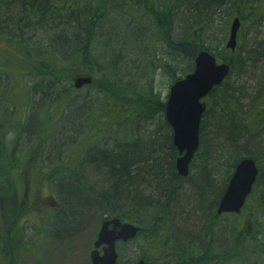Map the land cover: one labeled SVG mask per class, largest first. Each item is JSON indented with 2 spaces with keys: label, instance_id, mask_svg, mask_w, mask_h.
Segmentation results:
<instances>
[{
  "label": "trees",
  "instance_id": "obj_1",
  "mask_svg": "<svg viewBox=\"0 0 264 264\" xmlns=\"http://www.w3.org/2000/svg\"><path fill=\"white\" fill-rule=\"evenodd\" d=\"M260 3L0 0V34L19 47L23 71L22 87L15 88L22 93L12 92L8 102L14 87L7 65L0 66V196L13 201L15 219L20 221L31 206L35 209L37 196L29 191L35 179L36 186L53 189L59 197L55 214L47 217L59 226L57 232L77 228L94 215L101 220L117 217L140 227L138 247L147 251L142 259L150 264L161 252H170L173 256L165 259L175 264H233L264 254V222L252 233L247 221L238 222L241 227L234 221L228 231L230 249L211 245L225 235H219L222 216L217 207L239 160L253 157L260 167L254 194L264 181V137L255 136L264 126L263 35L246 42L240 30L242 45L222 56L231 73L208 96L200 146L186 178L176 170L178 151L165 120V102L155 91L157 78H165L171 87L193 71L201 51H214L222 43L215 46L213 41L227 40L230 18L223 25L221 20L233 15L230 11H236L242 23L262 19ZM25 73L31 78L28 85L23 83ZM234 74L242 75L239 88L230 83ZM86 75L93 82L84 88L88 93H81L84 89H75L74 81ZM249 85L251 90L259 87L249 109L240 111L238 97L249 93ZM24 97L30 111L17 112L15 98ZM49 109L62 112L53 129L46 126ZM253 113L257 118L252 122L247 117ZM96 118L111 123L91 136ZM82 130L84 136L77 139ZM7 134H15L12 141ZM26 138L28 151L18 154L17 142ZM61 140L64 146L53 151ZM80 146L82 157L69 162L67 154ZM52 155L55 160L48 164ZM183 179L190 182L180 191ZM41 205L47 206L43 201ZM175 206L179 222L173 226ZM239 228L253 236L235 242ZM7 231V237H0L2 261L18 264L29 243L18 231ZM193 240H200L205 256L194 254Z\"/></svg>",
  "mask_w": 264,
  "mask_h": 264
},
{
  "label": "rangeland",
  "instance_id": "obj_2",
  "mask_svg": "<svg viewBox=\"0 0 264 264\" xmlns=\"http://www.w3.org/2000/svg\"><path fill=\"white\" fill-rule=\"evenodd\" d=\"M264 4V0H261ZM219 34V33H218ZM255 34H258L259 36L263 35L264 37V18L259 19L257 22L254 20H250L246 23L245 29H244V40L248 42ZM0 66L1 65H7L5 69L9 71L10 79L13 84V89L8 95V102L10 100V95L14 94V92L18 95L20 92V89L17 91L15 88L22 87V81L20 78V75L23 73V71L19 67V51L18 46L13 44L12 42H8L7 39H5L2 34H0ZM220 36V35H219ZM264 39V38H263ZM222 39H219V41L215 40L214 45L216 46L219 43H223L221 41ZM3 54V55H2ZM17 75V76H13ZM26 77H23V83L25 85H28L31 83V78L26 73L24 74ZM242 75H233L231 77L230 83L235 88H239L240 84L238 83L239 79ZM14 79V80H13ZM264 85V84H263ZM251 85H249V93L245 96H236L239 98V101L243 103V108L246 110L250 107V102L252 96L257 91V88L251 90ZM169 90L170 87L168 86V81L164 78H157V81L155 83V91L158 92L162 98L165 100L168 99L169 96ZM88 89H84L81 91V93H88ZM28 93V92H25ZM27 97H24L22 99H16V109L17 112L24 113L26 110L28 112L30 111V102L27 106L28 99L26 101ZM7 101V99H6ZM62 115V112L55 111L54 109H49L48 118L46 119V126L47 128H54L57 126L58 121L60 119V116ZM117 114H115L114 117H116ZM252 122L256 120L257 113H253L250 117H247ZM249 120V121H250ZM1 121V116H0ZM111 121L109 118H96L95 119V125L96 128L93 130L91 136H96L98 132L106 128L110 125ZM1 124V123H0ZM209 129V128H208ZM2 134L3 135V130ZM85 131H80V133L77 135V139L82 138L84 136ZM9 136L8 141H12L13 135L7 134ZM264 132L257 135V138H263ZM259 140V139H257ZM18 146V154L24 155L25 152L28 150L26 145H29L30 142L28 139H21L20 142L18 140L17 142ZM74 145V144H73ZM25 147V148H24ZM23 148V149H21ZM56 155V154H55ZM68 161L71 163L76 162L79 158L82 157L81 154V146L73 148L68 154ZM55 160V157L52 155V157L49 159L48 164H51L52 161ZM56 164V162L53 163V165ZM264 167V165L262 166ZM43 168L47 171V165H45ZM36 180L33 179V184L31 183V187L29 189L30 196L36 194L37 196V204L35 206V209L33 210L32 206L30 209L26 210L24 212V215L19 220L15 219L16 217V207L14 204H12L13 201L9 198H3V196H0V237H7V230L10 229L11 233H14L13 230L18 231L19 233L23 234L28 240L29 245L24 250L23 254L18 256L19 263L18 264H91L90 261V254L93 250V243L96 238L97 232L100 229V221L101 217L99 215H94L81 223L79 227L73 228L69 231L64 232H57V228L54 224L49 223L48 216L50 214L54 215L56 212V209L51 207L53 204V201H56L57 203H60L59 197L55 193L53 189H50L46 186H40L35 184ZM188 182L190 180L183 179L180 191L188 189ZM184 192V191H183ZM181 193L184 194V193ZM17 197V195H15ZM35 196V197H36ZM47 200H44L46 199ZM3 199V200H2ZM13 199V198H12ZM54 199V200H53ZM42 201L46 203L47 206L43 207L41 205ZM9 202V203H7ZM47 207V208H46ZM56 207V206H55ZM3 208L6 209V213L2 212ZM50 209V212H49ZM248 210L244 211L243 213L237 215L238 217H232L229 215H223L221 218V222L219 223V235H221L225 232V235L223 234L220 237L215 238V242L211 245L214 248H217V250H224L227 248V246L232 245V240L229 238L228 231L230 229V225L236 221L237 226L238 222L242 223L243 221H247V225L250 228H252L250 231L252 233H255L260 227L258 224H263L264 222V181L263 184L258 188V191L252 196L248 203ZM251 209L252 211H249ZM173 213V212H172ZM176 206L174 208V216L175 218L172 219L173 226L176 225ZM251 215V217H250ZM173 216V214H172ZM253 218V219H252ZM179 222V221H178ZM175 224V225H174ZM226 229V230H225ZM238 237L234 238V241L237 242V240H241L245 238V236L252 237L253 234L249 233L247 235L242 234L243 230L240 228L238 229ZM260 230V229H259ZM174 231V229H173ZM27 235V236H26ZM209 239V238H207ZM228 239V240H227ZM195 241V240H193ZM243 241V240H242ZM208 243V242H207ZM206 245V244H205ZM204 245V246H205ZM132 250L135 249V246L132 245ZM193 248L196 251V254L199 253V251L203 250L200 244V240H196L194 242ZM216 252L218 253V251ZM226 250V249H225ZM122 260H128L130 257L134 256V253H126L125 249H122ZM131 254V255H130ZM195 254V253H194ZM258 259V260H257ZM256 258L253 257H245L241 259L240 261H235L233 264H264V254L262 253L260 256ZM0 264H4L2 261V256L0 253Z\"/></svg>",
  "mask_w": 264,
  "mask_h": 264
},
{
  "label": "water",
  "instance_id": "obj_3",
  "mask_svg": "<svg viewBox=\"0 0 264 264\" xmlns=\"http://www.w3.org/2000/svg\"><path fill=\"white\" fill-rule=\"evenodd\" d=\"M239 19L235 20L228 38V47L234 49ZM227 64H218L209 51H201L194 60L191 73L175 82L166 102V119L173 131V144L179 152L176 169L182 178L190 172V164L200 145V125L207 109L203 101L214 87L223 83L230 70ZM92 83L89 75L75 79V89ZM258 167L251 158L243 159L235 169L229 186L220 200L217 214H240L258 176ZM140 228L119 218L105 220L90 254L92 264H118L116 242L135 238ZM104 246L103 253L99 249ZM137 264H146L143 261ZM191 264V263H182Z\"/></svg>",
  "mask_w": 264,
  "mask_h": 264
},
{
  "label": "flooded vegetation",
  "instance_id": "obj_4",
  "mask_svg": "<svg viewBox=\"0 0 264 264\" xmlns=\"http://www.w3.org/2000/svg\"><path fill=\"white\" fill-rule=\"evenodd\" d=\"M260 5L261 6H264V4H263V2H261L260 3ZM262 12V11H261ZM262 14H264V11L262 12ZM240 18V17H239ZM261 18H264V16H262ZM260 19V18H259ZM231 68V67H230ZM230 73H231V69H230ZM241 75V74H240ZM228 77H229V75H228ZM227 78V77H226ZM227 79H225L224 81H223V83L226 81ZM222 83V84H223ZM222 84H220V85H218V86H216V87H214L213 88V90L215 89V88H217V87H220ZM212 90V91H213ZM212 91L210 92V94L212 93ZM209 94V95H210ZM208 95V96H209ZM208 96H207V98H206V106H207V100H208ZM208 109V108H207ZM207 109H206V111H207ZM206 111H205V113H204V116H203V118H202V121H201V124H202V122H203V120H205V117L207 116L206 115ZM252 115V114H251ZM208 116H213V112H211L210 114H208ZM207 125H208V123H207ZM264 126H262L260 129H256L255 130V136H257L258 134H260V133H262V132H264ZM200 132H201V125H200ZM172 139H173V132H172ZM29 141V140H28ZM200 141H201V136H200ZM200 146V145H199ZM264 147V146H263ZM178 151V150H177ZM179 153V152H178ZM197 153V152H196ZM196 153H195V155H196ZM195 155H194V157H195ZM246 158H247V156H245ZM249 158V157H248ZM194 159V158H193ZM193 161V160H192ZM257 163V162H256ZM238 165V164H237ZM236 165V166H237ZM257 167H258V170H259V172H258V176H257V179H256V182H255V184H254V186H253V189H252V192H251V194L248 196V198H247V200H246V203H245V205H244V207L243 208H245L247 205H248V203H249V201H250V199L252 198V196H253V194H254V191H255V188L257 187V183H258V179H259V177H260V173H261V170H260V167H259V165L257 164ZM235 169H236V167H235ZM190 173L191 172H189V175H190ZM188 175V176H189ZM232 176V175H231ZM230 180H231V178H230ZM230 180H229V183H230ZM229 183H228V185H227V188H228V186H229ZM263 184V183H262ZM227 188L225 189V191L227 190ZM225 193V192H224ZM224 195V194H223ZM223 197V196H222ZM222 197H221V199H222ZM36 198V197H35ZM220 199V200H221ZM44 200H47V198L46 199H44ZM54 200V199H53ZM220 202V201H219ZM44 204H46V203H44ZM219 204V203H218ZM54 209L56 208V207H59V204L56 202V201H53V204L51 205ZM56 206V207H55ZM52 207H50V208H52ZM106 220V219H105ZM105 220H101L100 221V228H101V225H102V223L105 221ZM127 222V221H126ZM131 223V222H130ZM136 225V224H135ZM99 231H100V229H99ZM99 231L97 232V235H96V238H95V240H94V243H93V248H94V244H95V242H96V240H97V237H98V233H99ZM140 232V231H139ZM138 235H139V233L137 234V236L135 237V238H131V239H129V240H127V241H123V240H119V241H117L116 242V250H117V254H118V264H137L138 262H140V261H143V262H145L146 264H150V263H148V262H146L145 260H143L142 258L143 257H145L144 256V254H145V249L143 250V251H140L139 250V244H140V240H139V238H138ZM132 245H134L135 246V249L134 250H132V248H129V247H131ZM144 245H146V244H144ZM143 247V246H142ZM103 248H104V246H101L100 247V252L101 253H103ZM122 249H125V254L126 253H134V256L133 257H130V259H128V260H122ZM147 252V251H146ZM130 254V255H131ZM173 256L172 254H170V252H161V255L158 257V260H157V262H155V263H153V264H175L174 263V261H172V260H167V259H165L166 257H171V256ZM195 255L196 256H205V254L203 255V252L202 251H199V253L198 254H196V252H195ZM90 261H91V259H90ZM153 262V261H152ZM91 264H92V262H91ZM178 264H180V263H178Z\"/></svg>",
  "mask_w": 264,
  "mask_h": 264
},
{
  "label": "bare ground",
  "instance_id": "obj_5",
  "mask_svg": "<svg viewBox=\"0 0 264 264\" xmlns=\"http://www.w3.org/2000/svg\"><path fill=\"white\" fill-rule=\"evenodd\" d=\"M147 11V10H146ZM231 13H233V15H231L230 17H228V15H226L225 17H223V19L225 18V20L223 21V19L221 20V23H222V25H223V23L224 22H226V18H230V20H229V25H228V27H229V31L231 30V27H232V25H233V23H234V21L235 20H237V19H239V21H240V27H239V30H238V33H237V42H236V47L234 48V49H232V48H230V47H228V40H226V41H224L222 44H220L218 47H216L215 48V50L214 51H209L210 52V54L216 59V62L218 63V64H227L228 66H229V68H230V64H229V62L228 61H223L222 60V56L223 55H230V54H234L238 49H239V45L241 46L242 45V43L240 42V39L238 38L239 36H240V30L242 31V29H245V25H246V23L248 22H246V23H242V21H241V19L239 18V16L236 14V11H234V10H232V11H230ZM228 20V19H227ZM220 23V22H219ZM220 23V24H221ZM242 24H243V26H242ZM216 26V25H215ZM215 26H213V28L212 29H215ZM242 27V28H241ZM231 69V68H230ZM229 69V70H230ZM228 75H230V72H229V74ZM233 76V75H232ZM227 78H228V76H227ZM227 78H225V79H227ZM92 82H93V78H92ZM92 84V83H91ZM91 84H89V85H91ZM89 85H85L84 87H82V88H80V89H78V90H82V89H84L86 86H89ZM161 99L165 102V109H164V116H165V113H166V102H167V100H165L164 98H162L161 97ZM239 101V100H238ZM239 107H238V109H240V111H246V109L245 108H243V103L242 102H240L239 101ZM165 120H166V122H167V119H166V116H165ZM167 125L169 126V128L171 129V132H173L172 131V127L168 124V122H167ZM64 143V142H63ZM62 140L59 142V144L56 146V147H54L53 148V151H57L58 149L60 150L63 146H62ZM172 143H173V139H172ZM173 146H174V144H173ZM61 147V148H60ZM175 147V146H174ZM179 157V153H178V155H177V158ZM247 157H249V156H247ZM246 157L245 156H243L240 160H239V162H238V164L243 160V159H245ZM249 158H251V159H253L254 161H255V163H256V160L253 158V157H249ZM262 160H263V162H264V157H262ZM256 165H257V163H256ZM234 172H235V168H234V171H233V173H232V176H233V174H234ZM197 175H198V172L196 173ZM200 174V173H199ZM232 176H231V178H232ZM140 228V227H139Z\"/></svg>",
  "mask_w": 264,
  "mask_h": 264
}]
</instances>
